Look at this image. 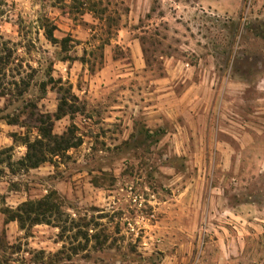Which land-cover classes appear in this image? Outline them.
<instances>
[{
  "label": "rangeland",
  "instance_id": "rangeland-1",
  "mask_svg": "<svg viewBox=\"0 0 264 264\" xmlns=\"http://www.w3.org/2000/svg\"><path fill=\"white\" fill-rule=\"evenodd\" d=\"M98 1L95 15L71 0H0V92L29 82L18 100L0 97V151L12 149L0 160H20L21 137L33 138L40 120L81 140L36 173L0 162L6 255L13 264H264V141L221 150L230 135L217 114L203 131L195 118L194 133L182 99L202 75L215 92L234 79L248 83L249 100L258 95L264 39L243 25L264 21V0ZM48 23L71 39L66 52L46 40ZM107 32L102 58L89 54ZM62 98L76 111L54 120ZM46 195L67 217L63 232L6 222L5 209Z\"/></svg>",
  "mask_w": 264,
  "mask_h": 264
},
{
  "label": "trees",
  "instance_id": "trees-1",
  "mask_svg": "<svg viewBox=\"0 0 264 264\" xmlns=\"http://www.w3.org/2000/svg\"><path fill=\"white\" fill-rule=\"evenodd\" d=\"M71 2L74 5H79L75 9H77L80 14L90 11L95 15L96 12H94L93 9L98 5V3H100L98 0H71ZM244 26L247 27L244 28ZM243 28L244 30L253 32L255 37L264 39V21L255 24H244ZM55 30L56 26L52 23H48L43 26V32L46 40L51 44L59 45L62 52H66L71 39L66 37L58 40L53 34ZM106 35L107 37L102 40L99 47L92 49L89 54L95 55V52L99 51L100 54L98 55L100 56V59L102 58L103 48L108 45L110 40L113 38V33L107 32ZM85 53L86 52L84 51V54ZM66 59L70 60V58ZM80 61L83 65L87 64L84 58H80ZM2 62L3 60L0 58V71L6 65L2 64ZM14 87V92H10L8 95L11 98H14V100H18L29 88V82L21 79L17 82H14ZM41 92L44 94L45 88H42ZM8 95L4 92H0V97H5ZM66 105V100L62 98L54 116V120H59L67 113L71 114L76 111L73 110L71 106L67 107L65 110ZM8 117L9 116H6L5 119H8ZM7 123L15 125L18 123V120H7ZM47 123L48 122L45 120L39 121V125L36 127L37 134L33 138H30L29 134H24L21 137V143L25 147L26 151L20 160L13 162L11 157L7 156L3 160H0V162L8 161V167L11 171L21 170L27 172L30 169L38 168L45 163H50L53 158L64 156L67 151L76 148L81 144V140L74 136L73 129L71 127H69L63 134L56 135L52 133L51 127ZM11 150V148L1 150L0 156L5 155ZM14 167L16 168L13 169ZM51 198L52 197L50 195H46L38 200H27L22 202L14 210L5 209L4 213L6 214V222H16L19 229L24 232L29 231L30 228L36 225H51L60 228L63 232L64 228L62 229L61 223H67V217H65L61 212L60 206H58ZM73 223V221H70L69 223L71 225V229L76 228ZM12 248V246H7L3 237L0 236V264H13V260L10 259L9 255H6V250H12Z\"/></svg>",
  "mask_w": 264,
  "mask_h": 264
},
{
  "label": "crops",
  "instance_id": "crops-1",
  "mask_svg": "<svg viewBox=\"0 0 264 264\" xmlns=\"http://www.w3.org/2000/svg\"><path fill=\"white\" fill-rule=\"evenodd\" d=\"M258 82V95L249 100L247 95L250 87L245 81L225 79L220 82L215 92L209 77L202 75L191 80L182 98L193 120L190 129L194 128V133L197 132L199 123L194 122V119L198 118L201 119L203 131L205 118L209 115L213 118V115L217 114L219 122L223 124L222 130L233 136V139L224 136L225 140L219 145L221 150L229 152L231 144L234 145V149L236 145L242 149H249L260 140L264 141V74ZM40 169L42 167L30 169L29 172L36 173ZM3 191L0 185V193Z\"/></svg>",
  "mask_w": 264,
  "mask_h": 264
}]
</instances>
